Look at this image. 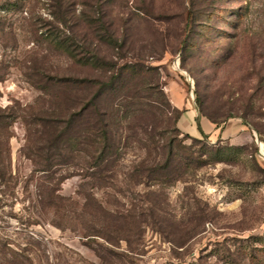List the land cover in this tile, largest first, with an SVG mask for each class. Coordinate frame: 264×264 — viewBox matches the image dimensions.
Returning <instances> with one entry per match:
<instances>
[{
    "label": "rangeland",
    "instance_id": "374dc122",
    "mask_svg": "<svg viewBox=\"0 0 264 264\" xmlns=\"http://www.w3.org/2000/svg\"><path fill=\"white\" fill-rule=\"evenodd\" d=\"M195 104L241 140L177 134ZM0 115L9 264H264V0H0ZM101 115L109 171L45 145Z\"/></svg>",
    "mask_w": 264,
    "mask_h": 264
},
{
    "label": "trees",
    "instance_id": "16d2710c",
    "mask_svg": "<svg viewBox=\"0 0 264 264\" xmlns=\"http://www.w3.org/2000/svg\"><path fill=\"white\" fill-rule=\"evenodd\" d=\"M97 12L100 15V18H103V10L101 9V7H98ZM88 16V15H87ZM86 21L89 22H95L97 18H89V16L87 18ZM100 19V21L102 22V20ZM101 29L105 30L106 33H108V28L105 26V24L102 23ZM111 36V33H109ZM108 34V35H109ZM107 34H105L106 36ZM104 35L101 36V38L105 37ZM72 40L69 37H66V40H63L62 42H60V45H63L67 48V50H71L73 49L72 47L75 45L74 41H70ZM113 40V39H112ZM111 40V41H112ZM96 61L97 57L93 54L89 57H82L80 58V60H84L88 63H92L91 61ZM94 63V62H93ZM114 79V78H113ZM112 81V80H111ZM81 83L85 82L89 84H91L93 82V80L90 79H85L80 81ZM104 88L109 84V82L104 81ZM102 90V88H100ZM96 95L94 97L91 98L90 100V104H88L89 102H87L85 104V106H82L78 112V114L82 115L84 112V109H88L87 105H91V106H96L95 105V101L93 99H96ZM87 107V108H86ZM181 112L178 111V114L176 116V124L178 123L180 117H181ZM74 115L71 116V118L69 120H67V122L69 123L66 127L69 128L71 126L72 123V119ZM2 117H4L3 115H0V185L2 183H5L6 180L11 179V163H10V154H9V149L7 147V143H9V134L8 135H4L1 134V131H3V129H6L7 126L11 125V122H5L3 121V119H1ZM99 120L95 122L96 125H92L89 124L88 128L82 130V133H80L77 130H74L75 127L73 128V132L64 134V130L62 129H58L57 132H55L56 134H54L51 138H45L44 140H46L48 142V144L45 142V145L49 148V147H56L57 149H70V151L73 153L77 150H82V147L85 145H89L92 148H95L99 150V154L97 157H95L93 154H91V158L94 160V164H92L93 166H98L99 164H105L106 163V168H100L99 172L102 173L104 170L109 171L110 169H108L107 167V163L109 161L108 156L110 148L113 147L112 145V136H111V131L109 128V125L106 122V119L103 117V115H101L100 117H98ZM92 125V126H91ZM70 130H72V128H69ZM176 133L177 134H183V132L178 128V126H176L175 128ZM4 135V136H3ZM45 135V134H44ZM185 136L192 138V139H198V138H194L191 137L190 135L184 134ZM206 138V137H203ZM84 148V147H83ZM49 197L51 198L50 201L48 202L49 205H51L52 207H54L56 210H59L60 208L64 207L61 203V201H63V197L60 194H56L55 189L53 190V192H51V195H49ZM93 198V197H92ZM101 209V207H100ZM103 210V208H102ZM3 247H6L5 243L0 244V264H5V263H11L12 260H8L7 256L9 253H7L5 250H3ZM9 249V248H8ZM11 250V249H10ZM16 259V258H15Z\"/></svg>",
    "mask_w": 264,
    "mask_h": 264
},
{
    "label": "crops",
    "instance_id": "0c3cea01",
    "mask_svg": "<svg viewBox=\"0 0 264 264\" xmlns=\"http://www.w3.org/2000/svg\"><path fill=\"white\" fill-rule=\"evenodd\" d=\"M182 111L178 127L183 133L191 137L198 139L206 137L208 139H220L230 142L239 141L242 138V134L237 133L244 131L245 126L238 120L228 121L219 125L203 115L196 104Z\"/></svg>",
    "mask_w": 264,
    "mask_h": 264
}]
</instances>
